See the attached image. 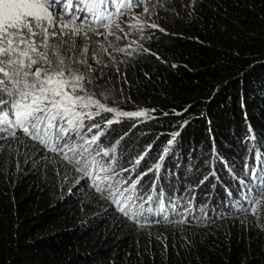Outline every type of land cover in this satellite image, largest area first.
<instances>
[{"label": "trees", "instance_id": "16d2710c", "mask_svg": "<svg viewBox=\"0 0 264 264\" xmlns=\"http://www.w3.org/2000/svg\"><path fill=\"white\" fill-rule=\"evenodd\" d=\"M187 3L166 0L169 9L180 13L160 10L157 22L168 34L154 29L142 34L144 46L161 60L116 54L117 61H127L120 67L130 79L139 81L132 96L141 107L155 108L154 118L124 119L101 137L104 147L116 145L122 164L147 152L151 166L172 133L180 131L159 173V185L178 200L187 199L190 186L209 171L204 161L213 141L234 170L242 168L247 156L249 125L257 142L264 143V0H198L191 17L184 15ZM138 38L133 33L115 45L125 47ZM145 72L151 79H145ZM122 107L132 111L136 106ZM4 148L0 264H264L262 217L226 216L210 228L194 222L179 234L167 225L140 229L91 189H82L84 181L76 184L74 171H68L66 180L56 175L58 166L41 159L39 147L27 137ZM218 175L223 182L215 188L213 180L195 189L194 205L223 207L225 189L233 181L222 165ZM149 233L153 238L163 233L179 247L165 254L156 239L150 247ZM181 235L190 236L195 246L185 245Z\"/></svg>", "mask_w": 264, "mask_h": 264}, {"label": "snow or ice", "instance_id": "6c2138e0", "mask_svg": "<svg viewBox=\"0 0 264 264\" xmlns=\"http://www.w3.org/2000/svg\"><path fill=\"white\" fill-rule=\"evenodd\" d=\"M197 2L188 0L183 6L186 17L197 13ZM161 9L180 16L166 0H0V150L6 151L5 143L10 147L27 137L39 147L41 159L58 166L56 175L66 180L68 171H74L79 175L76 184L84 181L82 189H91L140 229L167 225L179 234L194 222L210 228L217 219L231 215L264 218V143L257 142L250 125L242 168L234 170L213 141L204 161L209 171L190 186L187 199L178 200L159 185L163 161L180 131L172 133L151 166L145 160L147 152L122 164L116 145L103 146L101 137L111 125L154 118L156 109L141 107L132 96L139 81L130 79L127 69L120 67L127 61H117L116 54L161 60L142 43L145 29L168 34L157 22ZM133 33L139 38L125 47L115 45ZM144 77L151 79L147 72ZM126 104L135 105V110L125 111ZM220 165L233 181L225 189L227 201L219 210L194 205L196 188L213 180V188L223 182ZM153 239L165 254L179 247L163 233L154 238L149 233L150 247ZM181 239L189 248L195 246L190 236Z\"/></svg>", "mask_w": 264, "mask_h": 264}]
</instances>
